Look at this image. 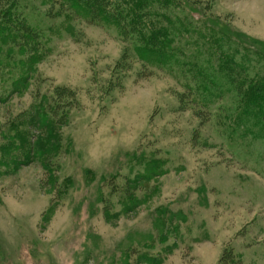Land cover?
I'll use <instances>...</instances> for the list:
<instances>
[{
  "label": "rangeland",
  "instance_id": "374dc122",
  "mask_svg": "<svg viewBox=\"0 0 264 264\" xmlns=\"http://www.w3.org/2000/svg\"><path fill=\"white\" fill-rule=\"evenodd\" d=\"M178 1L185 68L67 0L0 6V264H264V0Z\"/></svg>",
  "mask_w": 264,
  "mask_h": 264
},
{
  "label": "trees",
  "instance_id": "16d2710c",
  "mask_svg": "<svg viewBox=\"0 0 264 264\" xmlns=\"http://www.w3.org/2000/svg\"><path fill=\"white\" fill-rule=\"evenodd\" d=\"M67 1L72 4L75 11L82 13V15H87L88 18L97 14L104 23H112L113 26L119 27L124 33L126 30L131 31V29L137 31L138 36L136 38H140L141 41L146 42L148 45V48L140 46L139 50L144 53L145 57H149L148 60L151 62H155V64L161 61L166 64L174 63L177 66L179 65V67L185 68L186 61L175 55L176 52L180 53V51L172 46L175 38L179 37L178 34L175 35L176 31L182 30L183 32L185 30L184 26L180 24V20L178 18L173 19L172 14H170L172 9L175 11V9L180 8L181 4H179L178 0ZM18 2L19 0H0V6L4 10H13L17 9ZM14 13L15 16H12V18L16 17L17 20L16 11ZM16 24L14 28L18 29ZM11 29L5 27L3 32L7 34ZM128 38L130 39V37ZM224 56L220 57L222 68L233 71L235 67L233 62H231L233 60L231 58L222 60ZM228 63H230L229 66H227ZM250 89L253 90L250 91ZM250 89L247 96L250 97L251 103L256 104L260 110L264 109V86L253 85L250 86ZM262 116L264 117V113Z\"/></svg>",
  "mask_w": 264,
  "mask_h": 264
}]
</instances>
